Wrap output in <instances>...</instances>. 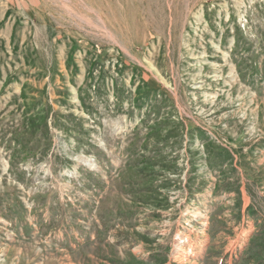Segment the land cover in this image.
<instances>
[{
  "label": "rangeland",
  "instance_id": "1",
  "mask_svg": "<svg viewBox=\"0 0 264 264\" xmlns=\"http://www.w3.org/2000/svg\"><path fill=\"white\" fill-rule=\"evenodd\" d=\"M0 264H264V0H0Z\"/></svg>",
  "mask_w": 264,
  "mask_h": 264
},
{
  "label": "bare ground",
  "instance_id": "2",
  "mask_svg": "<svg viewBox=\"0 0 264 264\" xmlns=\"http://www.w3.org/2000/svg\"><path fill=\"white\" fill-rule=\"evenodd\" d=\"M176 244H179V243L177 242ZM178 247H179V245H178Z\"/></svg>",
  "mask_w": 264,
  "mask_h": 264
}]
</instances>
